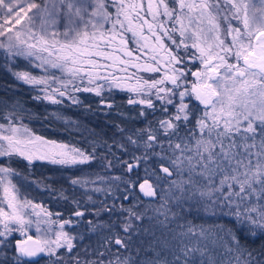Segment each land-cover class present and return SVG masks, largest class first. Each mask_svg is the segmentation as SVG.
I'll use <instances>...</instances> for the list:
<instances>
[{"label":"snow or ice","instance_id":"6c2138e0","mask_svg":"<svg viewBox=\"0 0 264 264\" xmlns=\"http://www.w3.org/2000/svg\"><path fill=\"white\" fill-rule=\"evenodd\" d=\"M0 59L38 103L123 92L140 124L48 139L0 85V264H264V0H0ZM13 160L81 174L66 192Z\"/></svg>","mask_w":264,"mask_h":264},{"label":"trees","instance_id":"16d2710c","mask_svg":"<svg viewBox=\"0 0 264 264\" xmlns=\"http://www.w3.org/2000/svg\"><path fill=\"white\" fill-rule=\"evenodd\" d=\"M23 67L24 65L21 64V68ZM4 84H13L18 88V91L10 93L9 96L14 95L18 99H21L26 108L39 115V119H33L31 121V126L37 134L43 135L46 138L64 142H79L81 147H87L88 144L85 143V140L92 139L91 133L93 131L101 136L107 134L105 137L107 138L116 132L115 125L126 128L140 126L139 122L129 119V117H135L137 109L127 104V95L123 92H114L110 97V102L113 103L112 109H108L101 103L102 97L92 93L82 94L81 96L84 103L90 105L89 110H85L82 107L61 108L60 106L38 103L31 98L34 93L30 91L28 86L16 85L13 77L3 67L2 59H0V85ZM3 96L4 92L0 91V97ZM104 96L107 97L108 93H104ZM52 112H59L69 120L78 121L79 128L66 129L62 120H57L50 115ZM119 113H124L125 116L122 118ZM28 122L25 120V123ZM12 166L25 175H28L29 180L33 178H48L44 179L45 183L51 184L55 189L63 188L66 192L71 191L69 184L70 177L75 174H81L77 173L75 169H63L60 166L51 165L44 161H37L29 166L23 160H13ZM82 174L87 175L89 173L85 171ZM116 174L120 173L116 172ZM22 191L31 199L40 201L46 205L52 212L60 211L67 215L71 211L72 206L66 204L62 199H59L58 192L47 191L42 185L36 187L33 184L26 183L23 185ZM76 194L79 196V190H77ZM40 264H44V261H41Z\"/></svg>","mask_w":264,"mask_h":264},{"label":"rangeland","instance_id":"374dc122","mask_svg":"<svg viewBox=\"0 0 264 264\" xmlns=\"http://www.w3.org/2000/svg\"><path fill=\"white\" fill-rule=\"evenodd\" d=\"M127 95V94H126ZM39 135V134H38ZM48 139H51V138H48ZM56 140V139H54ZM57 141H60V140H57ZM29 199H31L30 197H28ZM33 200V199H32ZM35 203H41L40 201H37V200H33ZM43 204V203H42ZM44 205V204H43ZM46 207V205H44ZM48 208V207H47ZM50 211V210H49Z\"/></svg>","mask_w":264,"mask_h":264}]
</instances>
